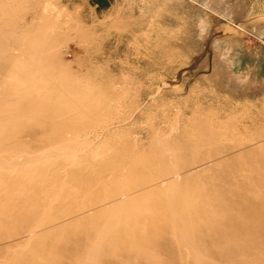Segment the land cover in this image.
<instances>
[{"label": "rangeland", "instance_id": "obj_1", "mask_svg": "<svg viewBox=\"0 0 264 264\" xmlns=\"http://www.w3.org/2000/svg\"><path fill=\"white\" fill-rule=\"evenodd\" d=\"M213 2L0 0V264H264V0Z\"/></svg>", "mask_w": 264, "mask_h": 264}, {"label": "bare ground", "instance_id": "obj_2", "mask_svg": "<svg viewBox=\"0 0 264 264\" xmlns=\"http://www.w3.org/2000/svg\"><path fill=\"white\" fill-rule=\"evenodd\" d=\"M220 0H215V3H214V7H216L215 6V4L217 5V2H219ZM193 2L196 4V6H197V10H196V12L194 13V19L196 20V21H198V22H200V23H203L205 20H206V6H207V2H208V0H193ZM219 4V3H218ZM212 5V4H211ZM221 5V4H220ZM225 6V5H224ZM228 6V5H227ZM232 6V5H231ZM211 7V8H210ZM214 7H212V6H209L208 8H209V10H211L212 8H214ZM218 7V6H217ZM229 8H231V7H229ZM223 10H224V8H223ZM225 10H226V8H225ZM224 10V11H225ZM232 10V9H231ZM230 11V10H229ZM228 12V11H227ZM231 12V11H230ZM224 13V12H223ZM224 16H227V17H229L230 16V14L228 13V15H224ZM225 18V17H224ZM222 49V48H221ZM226 49V48H225ZM221 50V54H220V56H221V60L223 61V63L225 64V66H226V69L229 71V72H233L232 71V58H231V55H230V53H229V51L228 50ZM231 51V50H230ZM55 165V163L53 162L52 164H51V167H55L54 166Z\"/></svg>", "mask_w": 264, "mask_h": 264}, {"label": "crops", "instance_id": "obj_3", "mask_svg": "<svg viewBox=\"0 0 264 264\" xmlns=\"http://www.w3.org/2000/svg\"><path fill=\"white\" fill-rule=\"evenodd\" d=\"M245 71L247 72L246 78L244 77L245 76L244 73H242V74L235 73L236 81L241 82L242 84L254 82L255 81L254 77L258 75V73H257L258 69L257 68H251V69H247ZM262 82H264V80Z\"/></svg>", "mask_w": 264, "mask_h": 264}]
</instances>
